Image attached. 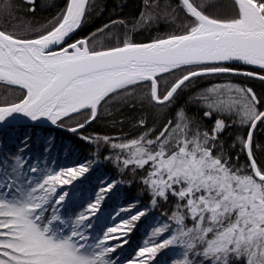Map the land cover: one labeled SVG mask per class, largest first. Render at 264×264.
I'll return each instance as SVG.
<instances>
[{
  "label": "snow or ice",
  "instance_id": "obj_1",
  "mask_svg": "<svg viewBox=\"0 0 264 264\" xmlns=\"http://www.w3.org/2000/svg\"><path fill=\"white\" fill-rule=\"evenodd\" d=\"M143 4L132 31L157 34L137 41L123 19L85 35L96 0H0V130L50 124L93 157L61 165L26 132L0 144V264H264V0ZM229 76L261 90L197 85ZM125 108L133 131L93 128ZM101 159L115 175L78 189ZM122 185L140 195L110 205Z\"/></svg>",
  "mask_w": 264,
  "mask_h": 264
},
{
  "label": "trees",
  "instance_id": "obj_2",
  "mask_svg": "<svg viewBox=\"0 0 264 264\" xmlns=\"http://www.w3.org/2000/svg\"><path fill=\"white\" fill-rule=\"evenodd\" d=\"M61 0H48L49 4H58ZM175 0H173V3ZM211 3H217L218 0H209ZM225 3L228 0H224ZM39 3V0H38ZM96 3L99 5V8L103 9V13L99 15H94L91 21L85 25L84 34L87 35L89 31L95 29L96 26H99L101 23L107 22L109 18L112 19H123L128 24L129 35L135 38L137 41L146 40L149 35H156L155 25L152 28H143L136 31H132V25L135 20L139 17L140 12L143 10V0H96ZM52 12L55 11V8H52ZM99 11V9H98ZM49 11L40 9L37 13L39 19H43L45 16L50 15ZM167 30L165 26H160V31L163 32ZM124 29H114V32L120 33V38L123 39ZM108 43V41H105ZM112 44L116 43L115 38L111 40ZM226 80H232L233 82L238 83H248L253 85L257 91L261 90L262 85L259 81L239 78V77H208L204 79H199L197 85L200 87H210L213 83H223ZM6 90L3 86H0V98L6 95ZM11 99V96H9ZM183 103V101H181ZM113 115L112 117H105L98 121L93 128L101 132H108L113 134L117 131V128L112 127V119L115 118L117 121L125 120L124 129L125 131H133L130 127V124L127 123V119L130 118L134 113L125 108L122 113L117 114L115 110L110 109ZM92 129H88L91 131ZM230 130L228 133H225V137L231 134ZM28 133L32 137V147L33 151L38 153L44 145L46 140H52V157L55 158L59 164L64 166H73L76 162H86L87 159L93 158L91 156V150L86 147L83 142L79 141L78 137L72 133L66 132L60 128H47V127H18L15 130H0V144H6L9 147L15 145V137L22 136L23 133ZM88 176V180H84L83 177L78 178L79 181H83L82 184L74 181L73 183L77 185V188L88 189L95 187L98 183L97 178L107 179L110 176L115 175V170L111 164L104 160H99L98 164H94L93 168L89 173L85 174ZM66 190L71 189V185L64 186ZM139 186H133L129 188L127 185H122L119 192V199L113 198L109 202L110 205H124L126 206L128 202L132 201V198L139 196ZM140 199L143 200L145 204L147 201L144 200L142 196ZM110 210V209H109ZM141 224L140 229L133 236V244L137 242H142V234L145 227L148 224V221H144ZM128 251H131L129 249Z\"/></svg>",
  "mask_w": 264,
  "mask_h": 264
},
{
  "label": "water",
  "instance_id": "obj_3",
  "mask_svg": "<svg viewBox=\"0 0 264 264\" xmlns=\"http://www.w3.org/2000/svg\"><path fill=\"white\" fill-rule=\"evenodd\" d=\"M246 67L251 68L252 66H246ZM239 78H243V77H239ZM249 79H251V78H249ZM252 80H254V79H252ZM39 127L54 128L55 126H51L50 124H44V125L39 126Z\"/></svg>",
  "mask_w": 264,
  "mask_h": 264
}]
</instances>
